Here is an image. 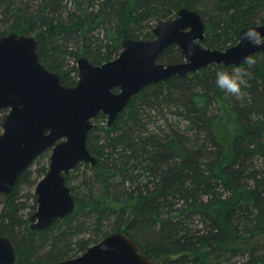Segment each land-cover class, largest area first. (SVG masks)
I'll use <instances>...</instances> for the list:
<instances>
[{"label": "trees", "instance_id": "16d2710c", "mask_svg": "<svg viewBox=\"0 0 264 264\" xmlns=\"http://www.w3.org/2000/svg\"><path fill=\"white\" fill-rule=\"evenodd\" d=\"M182 7L203 15L210 48L225 49L243 27L264 24V0H0V37L35 35L42 63L73 86L80 57L112 60L126 39L153 38L157 22ZM250 57L254 65H240L251 75L239 96L225 95L215 76L240 66L213 63L143 88L111 126L97 123L107 117L100 113L88 134L98 164L65 175L75 210L35 231L19 194L47 173V162L32 168L50 162L51 149L42 152L13 191L0 194V234L16 245V264L68 259L121 230L154 264H264V51ZM184 58L174 44L158 61ZM7 112L0 110V133Z\"/></svg>", "mask_w": 264, "mask_h": 264}, {"label": "water", "instance_id": "95a60500", "mask_svg": "<svg viewBox=\"0 0 264 264\" xmlns=\"http://www.w3.org/2000/svg\"><path fill=\"white\" fill-rule=\"evenodd\" d=\"M247 27L264 31V24L245 26L236 44L207 48L206 23L198 9L182 7L177 16L161 19L151 39L128 38L121 53L101 64L88 57L77 61L78 80L64 84L37 51L35 35L9 32L0 37V110L7 109L0 133V194L11 193L20 173L51 149L49 169L38 181L37 210L31 229L43 231L70 215L76 207L66 174L79 163L98 164L88 146L89 131L100 113L113 125L143 88L172 76H185L213 63L240 66L264 46L242 42ZM178 45L184 61L164 64L158 56ZM14 242L0 234V264H16ZM51 264H154L125 231L109 233L81 254Z\"/></svg>", "mask_w": 264, "mask_h": 264}, {"label": "clouds", "instance_id": "9594fccd", "mask_svg": "<svg viewBox=\"0 0 264 264\" xmlns=\"http://www.w3.org/2000/svg\"><path fill=\"white\" fill-rule=\"evenodd\" d=\"M242 42L260 47L264 46V31L257 27H247L241 34ZM256 60L252 57L245 58V64L252 66ZM251 73L249 67L240 66L231 71L218 70L215 76V85L225 95L239 96L244 87L248 85Z\"/></svg>", "mask_w": 264, "mask_h": 264}, {"label": "rangeland", "instance_id": "374dc122", "mask_svg": "<svg viewBox=\"0 0 264 264\" xmlns=\"http://www.w3.org/2000/svg\"><path fill=\"white\" fill-rule=\"evenodd\" d=\"M203 44V46H205V47H207V48H210V47H208V46H206L204 43H202ZM78 80V79H77ZM107 120H108V117H106V118H104V119H102V118H99L98 120H97V123L98 124H100V125H106V122H107ZM3 130V129H2ZM51 155V154H50ZM46 162H47V164H48V167H49V161L47 160V158L45 157V158H41V159H39V161H37V162H35L33 165H32V168H33V170H36L37 168H40V169H42L43 170V168H44V166L46 165ZM264 164V162L262 163V165ZM49 169V168H48ZM73 171V170H72ZM43 177V176H42ZM42 177H37L36 176V179L35 180H37V182L42 178ZM36 185L37 184H35V185H25V186H23V189L21 190V192H20V194H19V199H20V201H22L23 203H24V205H23V211H22V213H23V215H24V217H26V216H30V215H32L36 210H37V207H38V203H37V199H36V202L34 203V200H35V198H37L36 196V193H35V188H36ZM34 204H36V209H34L33 208V206H34ZM2 206H3V203L1 202V200H0V208H2ZM33 212V213H32ZM31 223V222H30ZM90 234L89 233H87V235H86V237L85 238H87L88 236H89ZM83 236V235H82ZM81 236V237H82ZM80 237V238H81ZM95 239V238H94ZM93 239V240H94ZM100 241V240H99ZM97 243V242H96ZM93 245V244H92ZM74 246H76V245H74ZM175 257H178V256H175ZM238 259H243L242 257H241V255H239V256H235V258H234V260H238ZM219 261L220 260H218V259H216L215 261H214V263L215 262H217V263H219ZM222 262H223V258H222ZM190 264V263H189Z\"/></svg>", "mask_w": 264, "mask_h": 264}, {"label": "bare ground", "instance_id": "6f19581e", "mask_svg": "<svg viewBox=\"0 0 264 264\" xmlns=\"http://www.w3.org/2000/svg\"><path fill=\"white\" fill-rule=\"evenodd\" d=\"M204 18V17H203ZM206 23V22H205Z\"/></svg>", "mask_w": 264, "mask_h": 264}]
</instances>
